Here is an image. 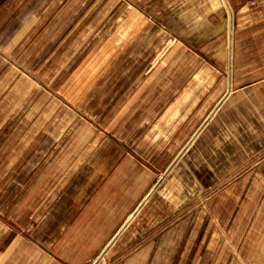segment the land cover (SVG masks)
<instances>
[{"label":"crops","instance_id":"0c3cea01","mask_svg":"<svg viewBox=\"0 0 264 264\" xmlns=\"http://www.w3.org/2000/svg\"><path fill=\"white\" fill-rule=\"evenodd\" d=\"M237 1L0 0V264H183L199 191L264 175V0Z\"/></svg>","mask_w":264,"mask_h":264},{"label":"rangeland","instance_id":"374dc122","mask_svg":"<svg viewBox=\"0 0 264 264\" xmlns=\"http://www.w3.org/2000/svg\"><path fill=\"white\" fill-rule=\"evenodd\" d=\"M128 1L131 5L141 6L136 0ZM234 1L238 2L231 0L233 4ZM107 6L109 4L97 3L98 8ZM212 19L216 23L220 22L218 15ZM170 34L175 36L173 31L168 33L167 29L160 33L159 45L152 51V58L157 56V51L164 50L163 44H160L163 39H168ZM151 43L153 44L154 40ZM253 163L246 165L244 170L226 176L213 187L199 191L198 241L195 240L196 233L185 231L184 223L183 264H264V175L250 182L241 181L244 178L241 173L253 166ZM208 196L210 197L207 198ZM92 264H110V260L103 254Z\"/></svg>","mask_w":264,"mask_h":264}]
</instances>
